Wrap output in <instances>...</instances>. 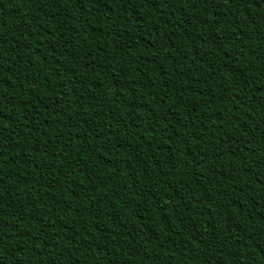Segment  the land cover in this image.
Returning <instances> with one entry per match:
<instances>
[{
	"label": "trees",
	"instance_id": "1",
	"mask_svg": "<svg viewBox=\"0 0 264 264\" xmlns=\"http://www.w3.org/2000/svg\"><path fill=\"white\" fill-rule=\"evenodd\" d=\"M0 264H264V0H0Z\"/></svg>",
	"mask_w": 264,
	"mask_h": 264
}]
</instances>
